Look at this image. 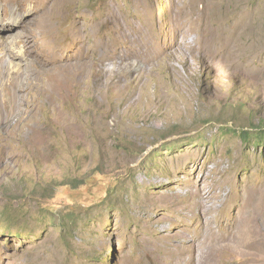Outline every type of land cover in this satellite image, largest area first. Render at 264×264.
<instances>
[{"label":"rangeland","instance_id":"rangeland-1","mask_svg":"<svg viewBox=\"0 0 264 264\" xmlns=\"http://www.w3.org/2000/svg\"><path fill=\"white\" fill-rule=\"evenodd\" d=\"M0 264H264V0H0Z\"/></svg>","mask_w":264,"mask_h":264},{"label":"trees","instance_id":"trees-1","mask_svg":"<svg viewBox=\"0 0 264 264\" xmlns=\"http://www.w3.org/2000/svg\"><path fill=\"white\" fill-rule=\"evenodd\" d=\"M240 135L242 136V138H247L248 132L247 130H244L240 133Z\"/></svg>","mask_w":264,"mask_h":264},{"label":"bare ground","instance_id":"bare-ground-1","mask_svg":"<svg viewBox=\"0 0 264 264\" xmlns=\"http://www.w3.org/2000/svg\"><path fill=\"white\" fill-rule=\"evenodd\" d=\"M207 193V192H206ZM211 195V194H210ZM201 196H202V194H201ZM209 197V196H208ZM197 198V197H196ZM201 198V197H200ZM203 202H206V201H203ZM201 203V202H200ZM177 204H179V203H177ZM192 206V205H191ZM187 207V206H186ZM184 208V207H183ZM199 208V207H198ZM177 211V210H176ZM175 212V211H174ZM185 215V214H184ZM175 216V215H174ZM173 217V216H172ZM185 218V217H184ZM173 219V218H172ZM187 219V218H186ZM180 221V220H179ZM243 227V226H242ZM177 235V234H176ZM190 241V240H189ZM184 243V242H183ZM186 244V243H185ZM181 245V244H180ZM168 246V245H167ZM171 247V246H170ZM175 247V246H174ZM176 248H177V246H176ZM186 248H188V247H186Z\"/></svg>","mask_w":264,"mask_h":264}]
</instances>
